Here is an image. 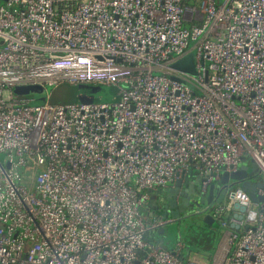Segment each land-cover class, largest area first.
I'll return each mask as SVG.
<instances>
[{"label": "built area", "instance_id": "1", "mask_svg": "<svg viewBox=\"0 0 264 264\" xmlns=\"http://www.w3.org/2000/svg\"><path fill=\"white\" fill-rule=\"evenodd\" d=\"M190 52L194 74L171 67ZM60 83L117 98L13 93ZM0 156V264H197L148 241L173 221L150 191L249 163L264 180V0L0 1ZM256 193L207 207L231 229L216 264H264Z\"/></svg>", "mask_w": 264, "mask_h": 264}, {"label": "water", "instance_id": "2", "mask_svg": "<svg viewBox=\"0 0 264 264\" xmlns=\"http://www.w3.org/2000/svg\"><path fill=\"white\" fill-rule=\"evenodd\" d=\"M171 67L185 73L194 74L196 71L194 67L193 53H188L186 56L172 64ZM78 88L81 92L78 102H95L90 99L98 93L97 87L89 84H78ZM13 93L16 95H40V97L33 101L34 105L42 104L47 100V97L44 95L45 87L41 85L15 86L13 88ZM242 160L244 161V158H242ZM257 173L258 167L255 163H252L250 167L243 164L236 172H223L221 180L211 183L206 192L200 190L199 180L196 176L190 177L186 180L178 179L173 184L157 190V193L160 195L156 199L157 209L159 211L162 210L158 217L180 221L182 218L180 214L186 211L183 207L185 196V198L189 199L192 204L190 211L194 208L196 209L190 215H199L198 218H201L203 223L212 227H217L218 221H216L211 214L207 213V207L223 203L227 192L226 186L228 185L229 180L240 185V187L247 192L252 202L262 201L263 198L256 193V189L264 186V180L257 175ZM234 207L238 208L240 212L244 211V208L238 206L237 203L234 204ZM236 216L241 218V214H237ZM235 228H237V226H235ZM156 232L161 235V237L156 239V244L164 249H168L163 245V239L168 236L166 227L160 228L156 230Z\"/></svg>", "mask_w": 264, "mask_h": 264}, {"label": "rangeland", "instance_id": "3", "mask_svg": "<svg viewBox=\"0 0 264 264\" xmlns=\"http://www.w3.org/2000/svg\"><path fill=\"white\" fill-rule=\"evenodd\" d=\"M186 25V24H185ZM95 87H97L98 89V93H96V95H94L93 97H91V101H95V102H112L115 101L117 96V87L113 84H97L94 85ZM67 90L66 93H71L74 91H80L78 88V85H74V84H68V83H60L58 85H46L45 86V94H48L49 96L51 95V93L53 94V98L55 97H59V94H63L64 90ZM30 98H34L39 96L38 94H29L28 95ZM57 100V99H56ZM33 104V102H32ZM250 166V163H249ZM153 196V193L150 192V203L153 201V199H151ZM229 216V215H228ZM222 220H224L225 222H227L228 218L227 215H223L221 217ZM219 219V221L221 222V229L218 233L217 236H213L211 239L209 238H205L202 237L200 231L198 230V227L201 226H196V222H198V225H200L199 223L202 221L201 218L198 217H186L181 219L180 221H177L174 226L172 227V224H169L167 226V228H171L172 232L171 233L172 237L170 242L168 243L170 248H173L175 245V242L177 239H180L181 241H183L184 243H186V239L188 238V240H190V236L193 235L194 238L192 239V242L190 243V248H188V246H186V250L187 249H193L194 251H188L190 258L191 256H200V255H205L208 257L211 256L213 251H216L220 241L222 240V242H224V234L226 231H231L229 224L228 225H223L222 224V220ZM197 220V221H196ZM201 220V221H200ZM192 228V230H191ZM196 230L197 234L195 235V232L193 230ZM193 231V232H192ZM189 232V237H187V234ZM211 242V243H210ZM211 244V252L210 253H206V251H204L209 245ZM222 248V247H221ZM197 259V258H196Z\"/></svg>", "mask_w": 264, "mask_h": 264}, {"label": "trees", "instance_id": "4", "mask_svg": "<svg viewBox=\"0 0 264 264\" xmlns=\"http://www.w3.org/2000/svg\"><path fill=\"white\" fill-rule=\"evenodd\" d=\"M66 91L67 90L65 89L63 94H59V97L58 98L57 97L53 98V94L51 93V95L49 96V102L52 103V104H66V103H76V102L79 101V96H80V93H81L80 91H74L73 90V92H71V93H66ZM157 195L160 196L158 193H157ZM160 211L162 212V210H160ZM198 222L199 221L196 222V226H201V227H198V230L200 231V233L202 232L201 233L202 237H205V238H208V239L210 237L212 238L213 236H217L218 233H219V231H220V229H221V222H218V226L217 227L209 226V225L203 223V221H201L199 223L200 225H198ZM226 224H228V223L226 222ZM191 230H192V228H191ZM196 230H197V228L195 230H193L195 232V235L197 234ZM168 233L170 235L167 236V239L172 237L171 236L172 235L171 233H173V232H172V229L171 228H168ZM189 235L190 234L188 232L187 237H189ZM154 237L155 236L153 234H150L148 236V241L152 242ZM193 238H194V236L191 235L190 236V240H188V238L186 239V243H184L185 244V248L182 251L183 254L186 253L189 250L190 251H194L193 249H187L186 250V248H187L186 246H188V248L191 247L190 246V243L192 242V239ZM210 250H211V244L204 251H206V253H210L211 252Z\"/></svg>", "mask_w": 264, "mask_h": 264}, {"label": "crops", "instance_id": "5", "mask_svg": "<svg viewBox=\"0 0 264 264\" xmlns=\"http://www.w3.org/2000/svg\"><path fill=\"white\" fill-rule=\"evenodd\" d=\"M150 192L153 193V196L154 197L151 198V199H153V201L151 203H150V200L148 201V208L150 209V213L151 214H153V212H154L153 217H155V216H157V215H159L161 213V211H159L157 209V204H156V199H157L158 195H157V191H150ZM176 222L177 221H172V223H171L172 224V227L174 226V224ZM167 226H166V229L168 231ZM227 233H228V231L225 232V234H227ZM151 234H153L157 238L161 237V235L158 234L156 231L155 232H151ZM225 234H224V236H225ZM168 235H170V234L168 233ZM170 240H171V238H168L167 239V237H165L163 239V245L166 246L169 249H171L170 246H169V244H168L170 242ZM222 240H223V238H222ZM222 240L220 241V243H219L216 251H213L210 257H208V255L205 256L203 254V255H200V256H193V257L191 256V258H190L189 252L187 251L186 253L183 254L186 262H191V261H194L195 260L197 264H216V259H218V250L220 251V249H221Z\"/></svg>", "mask_w": 264, "mask_h": 264}, {"label": "flooded vegetation", "instance_id": "6", "mask_svg": "<svg viewBox=\"0 0 264 264\" xmlns=\"http://www.w3.org/2000/svg\"><path fill=\"white\" fill-rule=\"evenodd\" d=\"M235 186V183H232L229 187H226V189L228 190V188H233ZM184 210H186V211H184L182 214H180V216L182 217L181 219H183V218H186V217H198L199 215H196V216H194V215H190V214H192L196 209L194 208V209H192L191 211H190V209H191V202H190V200L189 199H187V198H185V196H184Z\"/></svg>", "mask_w": 264, "mask_h": 264}, {"label": "bare ground", "instance_id": "7", "mask_svg": "<svg viewBox=\"0 0 264 264\" xmlns=\"http://www.w3.org/2000/svg\"><path fill=\"white\" fill-rule=\"evenodd\" d=\"M225 248H226V247L223 245L222 251H224V250H225Z\"/></svg>", "mask_w": 264, "mask_h": 264}]
</instances>
